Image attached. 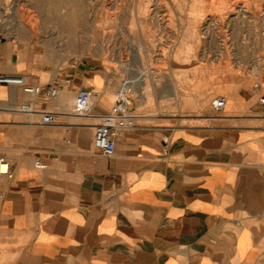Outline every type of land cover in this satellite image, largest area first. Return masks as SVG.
Returning <instances> with one entry per match:
<instances>
[{
    "label": "crops",
    "instance_id": "obj_1",
    "mask_svg": "<svg viewBox=\"0 0 264 264\" xmlns=\"http://www.w3.org/2000/svg\"><path fill=\"white\" fill-rule=\"evenodd\" d=\"M22 47L0 31V72L59 91L28 112L20 105L30 94L0 84V156L9 162L0 174V264H264L258 94L235 92L220 112L185 125L133 99V122L106 155L94 138L118 97L113 81L87 64L50 66ZM85 86L99 93L80 113Z\"/></svg>",
    "mask_w": 264,
    "mask_h": 264
},
{
    "label": "rangeland",
    "instance_id": "obj_2",
    "mask_svg": "<svg viewBox=\"0 0 264 264\" xmlns=\"http://www.w3.org/2000/svg\"><path fill=\"white\" fill-rule=\"evenodd\" d=\"M4 1L0 31L26 44L23 55L37 52L62 70L87 64L113 81L116 97L130 79L129 106L134 99L176 124L202 123L215 115V96L254 91L264 80V0H11L13 11L3 14ZM68 10L77 13L76 23L68 22ZM18 16L27 28L18 27ZM221 32L228 62L204 58L213 55ZM74 34L80 51L67 57L70 45L60 37Z\"/></svg>",
    "mask_w": 264,
    "mask_h": 264
},
{
    "label": "built area",
    "instance_id": "obj_3",
    "mask_svg": "<svg viewBox=\"0 0 264 264\" xmlns=\"http://www.w3.org/2000/svg\"><path fill=\"white\" fill-rule=\"evenodd\" d=\"M1 83H17L30 94L27 101L21 103L20 108L24 111L32 112L35 108L36 101L40 96L53 98L57 96L59 88L56 83L47 86L30 82L28 76L21 73L0 72ZM253 90L259 95V101L264 103V92L262 91L260 82H255ZM98 91L91 87H81L76 96V109L80 113H87L92 109V101L98 95ZM228 103V96L219 94L212 99V107L214 113H218L225 108ZM45 121L52 120L50 114H46L43 118ZM133 122V115L130 112L127 100L120 94L111 106V108L103 114L101 121L97 124L94 138V145L100 152L111 155L117 145V136L124 128L130 126ZM37 165L46 166L45 162L37 161ZM9 172V162L4 156H0V174Z\"/></svg>",
    "mask_w": 264,
    "mask_h": 264
},
{
    "label": "bare ground",
    "instance_id": "obj_4",
    "mask_svg": "<svg viewBox=\"0 0 264 264\" xmlns=\"http://www.w3.org/2000/svg\"><path fill=\"white\" fill-rule=\"evenodd\" d=\"M3 8L1 11L3 12V14H7V12H10V11H13V3L11 2V0H5L3 2V6L1 7ZM243 9V8H241ZM75 10V9H74ZM232 11H235V9L233 8ZM257 15V14H256ZM66 16L68 18V22L71 23H76V20L78 18V15L77 13L71 11V10H68V12L66 13ZM245 16V15H244ZM212 17V16H211ZM5 18L4 17H0V22H4ZM16 24L18 25L19 28H27L28 26L19 19V16L17 17L16 19ZM27 26V27H26ZM18 37L21 39V42L24 40L23 36L21 34L18 35ZM53 37H55V34H53ZM58 38L56 39V42L58 43ZM26 41V40H25ZM60 41L59 43H63V42H68V44L70 45L65 47L64 49L67 50V53L64 54L65 56H69L71 52L73 51H80L78 45H79V36L78 35H72V36H68L67 38H65V36L63 37H60ZM53 45V44H52ZM50 46V45H49ZM55 46H56V43H55ZM54 46V47H55ZM216 50L213 48V49H210V51L213 52V55L209 54V52H206V55H204V58H209V59H216V60H220V61H223V59L227 58V62H228V59H229V53L228 55L226 56L225 55V52H229V45H228V38L227 36L224 34V33H220L218 35V43L216 45ZM23 47H26V44L23 46ZM22 47V48H23ZM53 46L49 47V50L50 51H47V52H50V54H52V50L54 49ZM57 47V46H56ZM60 50L62 49V47H58ZM48 49V48H47ZM24 51V50H23ZM25 52V51H24ZM52 52V53H51ZM26 54V53H25ZM145 72L144 71H141L139 73V76L137 78H139L141 81L144 80L145 78ZM130 80V79H129ZM129 80H127V82H125V84L121 87L120 89V95L125 99H126V95H127V91H126V87L131 83ZM229 98V97H228ZM231 98V97H230ZM229 98V100H230Z\"/></svg>",
    "mask_w": 264,
    "mask_h": 264
}]
</instances>
